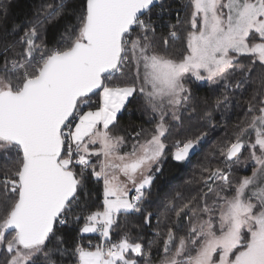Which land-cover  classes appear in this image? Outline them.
<instances>
[{"label": "snow or ice", "instance_id": "snow-or-ice-1", "mask_svg": "<svg viewBox=\"0 0 264 264\" xmlns=\"http://www.w3.org/2000/svg\"><path fill=\"white\" fill-rule=\"evenodd\" d=\"M9 7L0 2V264H151L156 242L159 264H264V0H181L160 36L152 17L173 12L165 0H45L11 30ZM193 81L221 86L215 110L246 109L214 145L219 163L160 206L146 248L132 229L152 227L155 173L208 136L166 143L197 111ZM137 98L153 127L120 134ZM243 152L251 175L236 176Z\"/></svg>", "mask_w": 264, "mask_h": 264}, {"label": "trees", "instance_id": "trees-1", "mask_svg": "<svg viewBox=\"0 0 264 264\" xmlns=\"http://www.w3.org/2000/svg\"><path fill=\"white\" fill-rule=\"evenodd\" d=\"M4 4H10L8 9L7 21L4 24L8 30L14 25L27 24L29 20L32 19L34 12L37 7H39L45 0H0ZM50 2V0H49ZM166 4H170L173 8V12L165 14L161 18H157L153 15V20L156 21L157 35H166L169 23H175V10L181 6V0H165ZM158 9H154V12ZM183 16V11L180 12ZM71 19V18H69ZM63 21L57 27L63 25ZM55 29L50 28V35ZM192 89L193 96L195 97V106L197 108L196 113L193 114V118L188 120L185 118L183 127L179 129V136L176 135L174 130L173 137H170L166 143L171 150V144L175 138H186L189 136L198 135L200 132L207 131L208 136L201 142L198 146L194 156L190 157L189 160L184 162H176L171 158L170 151L162 164V172L155 173L154 182L150 189V195L148 197V202L145 205L148 211L154 213L151 220V228L143 229H132L133 233L141 232L144 236V243L147 248V242L149 240H155L153 235V228L156 226L155 215L168 198H170L176 191H183L185 183L192 180L194 175H199L200 166L207 163L209 160L213 164L219 163V160L212 158V153L215 151L214 145L217 141L221 140L225 133L232 132V126L237 122V118L243 115V111L246 106L237 108L235 104L231 105L227 110H215L214 101L217 97L221 95L218 86L210 85L208 81H193L189 85ZM249 93H245L247 97ZM236 97L239 98V92L236 93ZM95 99V98H94ZM206 101V103H205ZM205 111H211L212 115L210 118L205 116ZM151 113L145 111V107L142 99H134L127 107V110L119 115V124L117 126V132L120 134L127 135L128 133L143 129H151L153 127V122H150ZM187 117V113L185 114ZM131 142V137H128ZM245 156V157H244ZM248 156L247 152H243L241 157V166L237 168L234 172L236 176L249 175L251 169H244L242 167L245 158ZM244 157V158H243ZM96 193L93 196L96 197ZM143 217L139 214H134L131 217L133 223H141ZM65 236L67 239V244L70 247L76 238V232L72 229H65ZM116 237H114L115 239ZM88 234L85 235L84 243H87ZM93 242H97L94 235L91 236ZM162 243H153L151 248L148 249V255L146 259L151 261V264H159V260L162 256ZM140 259V258H138ZM140 264H144V259H140Z\"/></svg>", "mask_w": 264, "mask_h": 264}, {"label": "rangeland", "instance_id": "rangeland-1", "mask_svg": "<svg viewBox=\"0 0 264 264\" xmlns=\"http://www.w3.org/2000/svg\"><path fill=\"white\" fill-rule=\"evenodd\" d=\"M202 82H203V81H202ZM116 131H117V130H116ZM131 142H132V141H131ZM131 142L129 141V147H130ZM124 150H129V149L126 148V149H124ZM244 157H245V156H244ZM244 157H243V158H244ZM241 161H242V160H241ZM162 170H163V168L161 167V171H160V172H162ZM160 172H158V173H160ZM158 173H157V174H158ZM249 175H251V172H250Z\"/></svg>", "mask_w": 264, "mask_h": 264}, {"label": "water", "instance_id": "water-1", "mask_svg": "<svg viewBox=\"0 0 264 264\" xmlns=\"http://www.w3.org/2000/svg\"><path fill=\"white\" fill-rule=\"evenodd\" d=\"M195 153H196V150L194 151V153H193V154H191V155H190V157L194 156V155H195Z\"/></svg>", "mask_w": 264, "mask_h": 264}, {"label": "built area", "instance_id": "built-area-1", "mask_svg": "<svg viewBox=\"0 0 264 264\" xmlns=\"http://www.w3.org/2000/svg\"><path fill=\"white\" fill-rule=\"evenodd\" d=\"M177 9V8H176ZM174 10H175V8H174Z\"/></svg>", "mask_w": 264, "mask_h": 264}]
</instances>
